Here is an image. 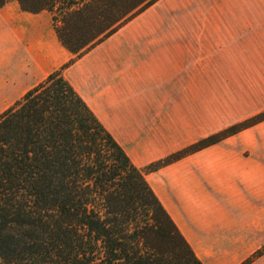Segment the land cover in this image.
I'll use <instances>...</instances> for the list:
<instances>
[{
	"label": "crops",
	"instance_id": "0c3cea01",
	"mask_svg": "<svg viewBox=\"0 0 264 264\" xmlns=\"http://www.w3.org/2000/svg\"><path fill=\"white\" fill-rule=\"evenodd\" d=\"M226 4L264 0H157L62 71L136 168L264 112V44L247 60L232 51L194 66L203 50L192 22L208 14L171 8ZM8 22L0 114L72 58L48 15L21 12ZM144 179L201 264H242L264 246V121ZM250 264H264V253Z\"/></svg>",
	"mask_w": 264,
	"mask_h": 264
},
{
	"label": "trees",
	"instance_id": "16d2710c",
	"mask_svg": "<svg viewBox=\"0 0 264 264\" xmlns=\"http://www.w3.org/2000/svg\"><path fill=\"white\" fill-rule=\"evenodd\" d=\"M156 1L0 0L48 15L72 56L0 114V264H201L144 175L264 121V112L138 169L62 76Z\"/></svg>",
	"mask_w": 264,
	"mask_h": 264
},
{
	"label": "rangeland",
	"instance_id": "374dc122",
	"mask_svg": "<svg viewBox=\"0 0 264 264\" xmlns=\"http://www.w3.org/2000/svg\"><path fill=\"white\" fill-rule=\"evenodd\" d=\"M171 8L180 15L190 12L208 14L206 21L192 22L194 29L199 32L202 30V36L194 37V44L201 45L203 50V53L193 54L194 66H197L195 64L199 62L201 56L208 55L210 60L214 59L215 56H223L222 60H227L225 56L232 55L229 53L232 51L241 52L237 53V55L242 56L240 57L241 61L247 60V52L252 45L264 44V5H174ZM16 13H21V11L14 3L0 8L1 40L9 36L10 24L8 20ZM184 23L185 21H178L177 27L183 28ZM11 48L12 45L9 42L0 41V60L9 54Z\"/></svg>",
	"mask_w": 264,
	"mask_h": 264
}]
</instances>
